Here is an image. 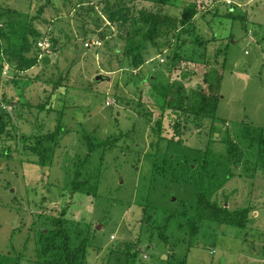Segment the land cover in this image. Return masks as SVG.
<instances>
[{
  "label": "rangeland",
  "instance_id": "obj_1",
  "mask_svg": "<svg viewBox=\"0 0 264 264\" xmlns=\"http://www.w3.org/2000/svg\"><path fill=\"white\" fill-rule=\"evenodd\" d=\"M41 1L0 0V23L5 26V17H10L8 8L35 15ZM81 1L54 0L43 12L46 21H35L54 46L50 63L38 60L19 73L3 59L0 113L6 130L0 134V264H44L37 251L39 230L53 229L49 218L62 209H67L65 225L73 248L90 236L85 264H116L130 242L139 249L138 264H264L262 165L255 171L248 169L247 176L233 177L218 193L222 202L223 192L229 195L233 209L253 205L247 240L238 227L214 222L193 242L187 225L178 223L183 214L194 212L203 148L212 142L222 149L219 132L225 129L245 124L264 128V0H232L231 4L182 0L177 7L164 8L180 17L186 6L199 7L193 25L208 40V50L198 43L184 45V51L193 49L201 61L186 64L195 70L184 80L187 88L205 86L209 67L202 61L207 58L224 67L216 117H205L200 130L185 129L181 141L176 140L177 116L163 109L164 99L155 87L168 76L165 53L157 55L150 48L153 58L142 68L121 67L122 49L116 50L124 42L116 36L117 27L103 17V0ZM136 6L152 8L148 1H137ZM95 37L103 41L99 48L84 44ZM6 45L0 37V50ZM217 49L221 54L214 60ZM59 80L64 87L56 88ZM51 93L53 109H42L43 104L50 106ZM162 114L166 138L156 155L151 146L158 139L153 127ZM59 125L68 131L54 162L40 166L28 148L35 143L33 136L53 132ZM87 135H92L91 141ZM117 136L116 145L103 144ZM95 143L99 145L91 151ZM255 161L251 157V167ZM83 163L80 179L92 184L96 180L97 188L71 194L75 172ZM236 171L241 173V167ZM45 187L63 194L42 208L41 215L37 204ZM163 213L164 218L156 221ZM164 224H170L165 229L167 242L160 236ZM170 257L171 263L162 261Z\"/></svg>",
  "mask_w": 264,
  "mask_h": 264
},
{
  "label": "trees",
  "instance_id": "obj_2",
  "mask_svg": "<svg viewBox=\"0 0 264 264\" xmlns=\"http://www.w3.org/2000/svg\"><path fill=\"white\" fill-rule=\"evenodd\" d=\"M53 1L42 0L35 15L21 9L8 8L10 17H5V26L2 22L0 23V37L5 39L7 43L6 47L0 50L2 52H0V63L4 65L3 59H5L20 73L35 66L38 60L43 61L40 59L42 52L37 42L45 34L41 35V30L35 25V21H46L43 12L53 4ZM87 1L82 0L80 3ZM137 1H148L152 4V8H137ZM181 1L103 0L102 6L103 17L105 16L111 22V25L117 27L116 36L124 42L123 47H116L117 52L122 49L121 54L118 55L121 67L133 70L142 68L149 59L153 58L151 57V49H155L157 55L165 53L168 76L165 82L159 80V84L155 87L164 99L163 109H170V114L177 116L174 125L177 136H179L176 139L177 141H181L180 136L185 129L200 130L204 125L205 117H216L221 98L220 83L224 73L223 65H217V63L211 62V58H207L202 61V64L209 67L204 74L205 86L187 88L184 80L193 76L195 70L192 67V69L189 68L186 64L195 65L201 63V61L194 57L193 49L187 50L185 48L184 51V45L186 43H198L208 50L206 43L208 40L206 39V41L202 35L198 34L193 25V19L197 15L199 7L186 6L180 17L164 11V8L168 5L179 6ZM90 9L93 12L95 6H91ZM212 40L214 38H211ZM65 46L67 44H64ZM53 47L51 43L52 50ZM220 54L221 51L217 49L214 60H217ZM204 56L205 53L201 55V57ZM60 86H62L61 80H59L56 88ZM52 95L54 97V93L49 95L48 103L50 106L45 108L43 104L42 109H48L49 111L53 109V99L50 98ZM5 99L10 102V99L6 97ZM152 116V113H150V120ZM4 117V114L0 113V134L6 130ZM162 130L163 114L156 121V126L153 127L154 134L158 139L156 142L152 140L151 146L156 148V155L157 150L158 153L161 150L162 140L166 138L162 134ZM67 131L62 125H59L53 132L33 136L35 143H32L28 148L32 154L37 156L36 162L40 166L48 167L53 164L56 150L60 147L61 140ZM212 133H216L214 126L212 127ZM219 133H221L219 136L220 141L224 145L222 149L215 148L212 142L203 148L199 166L201 181L199 185L197 184L198 198L194 212L191 214L186 212L179 217L181 218V221L178 222L180 223L179 226L184 227L187 225L193 242L200 236L203 229L212 227L210 223L214 222L238 227L244 233L246 240L250 233L253 205L233 209L229 205V195L223 192L222 202L218 198V193L224 189L233 177L238 175L241 177L247 176L246 171L248 169L255 171L258 165H262L260 167L264 168V128L257 129L252 125L245 124L233 130L225 129V132ZM91 136L87 135L90 141L92 140ZM23 139L26 140L27 136H23ZM119 139V136L109 137V139L104 140L103 144L111 147L116 145ZM172 140L175 139L172 138ZM99 144H91V151ZM251 157L256 158L253 164L255 167L250 165ZM83 166L84 163L75 172L71 194L86 188H97L98 182L96 180L92 184L89 179H80ZM240 167L241 173H237L236 170ZM45 190L46 193L42 195L41 200L38 202L40 204L34 203V205L37 204L38 212L41 215L44 214L43 210L46 209V205L50 204L55 197L57 199L61 198L63 194L62 192L54 193L49 187H45ZM66 212L67 209H62L52 214L49 222L54 225L53 229H49L48 232H46V228L39 230L37 251L44 264H85L84 260L88 251L90 236L86 235L83 241L76 248H73L71 232L65 225L68 222V218L65 216ZM164 215L165 213H163V216L158 217L159 219H156V221L162 220ZM160 227L162 228L160 232L161 239L166 242L169 241L165 229L169 228L170 224H164L163 227ZM124 247L123 260L118 257L115 263L138 264L136 259L139 256V249H135L134 242L127 243ZM115 251L111 250V253ZM171 257L162 259V261L167 263ZM168 263H171V261ZM179 264L186 263L180 261Z\"/></svg>",
  "mask_w": 264,
  "mask_h": 264
},
{
  "label": "built area",
  "instance_id": "obj_3",
  "mask_svg": "<svg viewBox=\"0 0 264 264\" xmlns=\"http://www.w3.org/2000/svg\"><path fill=\"white\" fill-rule=\"evenodd\" d=\"M228 4H231L233 1L232 0H225ZM103 41L98 38V37H95V38H91L87 41H85V45L87 47H90V46H97L98 48L102 45ZM37 45L38 47L41 48L42 50V53L40 54V59H42L43 55L44 54H50L51 53V42H50V38L48 35H45L44 37L40 38L37 42ZM162 55V54H161Z\"/></svg>",
  "mask_w": 264,
  "mask_h": 264
},
{
  "label": "water",
  "instance_id": "obj_4",
  "mask_svg": "<svg viewBox=\"0 0 264 264\" xmlns=\"http://www.w3.org/2000/svg\"><path fill=\"white\" fill-rule=\"evenodd\" d=\"M42 60H43L45 63H50L51 60H52V58H51L50 55H44V56L42 57ZM2 65H3V63H0V69H1ZM101 78H102L101 75H97V79H101Z\"/></svg>",
  "mask_w": 264,
  "mask_h": 264
}]
</instances>
